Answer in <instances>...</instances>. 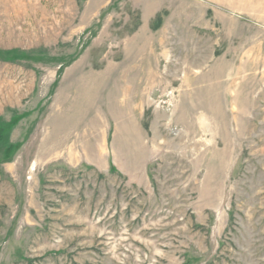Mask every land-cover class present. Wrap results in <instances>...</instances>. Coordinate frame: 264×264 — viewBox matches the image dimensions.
I'll return each mask as SVG.
<instances>
[{
    "label": "rangeland",
    "instance_id": "374dc122",
    "mask_svg": "<svg viewBox=\"0 0 264 264\" xmlns=\"http://www.w3.org/2000/svg\"><path fill=\"white\" fill-rule=\"evenodd\" d=\"M0 264H264V0H0Z\"/></svg>",
    "mask_w": 264,
    "mask_h": 264
},
{
    "label": "built area",
    "instance_id": "2783aa9c",
    "mask_svg": "<svg viewBox=\"0 0 264 264\" xmlns=\"http://www.w3.org/2000/svg\"><path fill=\"white\" fill-rule=\"evenodd\" d=\"M159 104H162L163 107H165L166 109L167 108H171L172 106V95H167L165 98H164V101L162 100V103H160L161 101H158ZM169 110V109H167Z\"/></svg>",
    "mask_w": 264,
    "mask_h": 264
}]
</instances>
